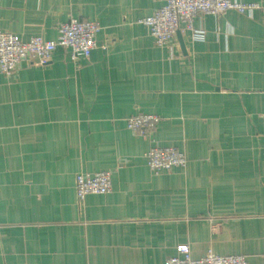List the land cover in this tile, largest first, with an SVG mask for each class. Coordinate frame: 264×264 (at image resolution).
Returning <instances> with one entry per match:
<instances>
[{"label": "crops", "instance_id": "1", "mask_svg": "<svg viewBox=\"0 0 264 264\" xmlns=\"http://www.w3.org/2000/svg\"><path fill=\"white\" fill-rule=\"evenodd\" d=\"M234 1L261 8L162 47L140 20L168 0H0L22 41L101 26L88 58L0 70V264H165L182 245L264 264V0ZM139 112L161 117L149 137L128 128ZM152 146L187 165L154 172ZM99 171L112 190L79 201L77 175Z\"/></svg>", "mask_w": 264, "mask_h": 264}, {"label": "built area", "instance_id": "2", "mask_svg": "<svg viewBox=\"0 0 264 264\" xmlns=\"http://www.w3.org/2000/svg\"><path fill=\"white\" fill-rule=\"evenodd\" d=\"M258 3H242L234 0H168L167 4L140 23L150 29L157 45L171 46L180 32L191 33L194 39H203L205 31L194 26V19L202 15H221L228 10L241 13L260 9ZM101 30L98 22L71 18L60 25L56 40H46L34 36L28 41L20 40L11 32L0 30V70L12 74L25 61L32 64H45L54 51L63 47L71 52L74 61L88 58L99 47L97 35ZM161 117L156 114L137 113L127 120L128 128L143 137L156 131ZM149 166L154 172L171 170L176 166L185 167L186 154L172 146H152L146 153ZM112 174L109 171L80 173L76 177V192L79 201L88 194H104L112 190ZM182 257L172 256L165 264H250L243 255H219L209 251L203 258L195 259L188 245L180 246Z\"/></svg>", "mask_w": 264, "mask_h": 264}]
</instances>
